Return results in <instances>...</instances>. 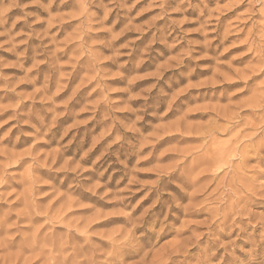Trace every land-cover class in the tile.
Listing matches in <instances>:
<instances>
[{"label": "rangeland", "instance_id": "374dc122", "mask_svg": "<svg viewBox=\"0 0 264 264\" xmlns=\"http://www.w3.org/2000/svg\"><path fill=\"white\" fill-rule=\"evenodd\" d=\"M0 264H264V0H0Z\"/></svg>", "mask_w": 264, "mask_h": 264}, {"label": "bare ground", "instance_id": "6f19581e", "mask_svg": "<svg viewBox=\"0 0 264 264\" xmlns=\"http://www.w3.org/2000/svg\"><path fill=\"white\" fill-rule=\"evenodd\" d=\"M91 262V261H90ZM78 263V262H77ZM80 263V262H79Z\"/></svg>", "mask_w": 264, "mask_h": 264}]
</instances>
